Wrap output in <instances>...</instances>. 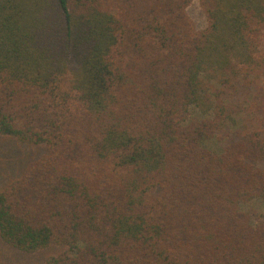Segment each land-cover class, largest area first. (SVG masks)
<instances>
[{
    "label": "trees",
    "instance_id": "16d2710c",
    "mask_svg": "<svg viewBox=\"0 0 264 264\" xmlns=\"http://www.w3.org/2000/svg\"><path fill=\"white\" fill-rule=\"evenodd\" d=\"M194 1L0 0V137L40 151L0 191L14 258L264 264V0Z\"/></svg>",
    "mask_w": 264,
    "mask_h": 264
},
{
    "label": "rangeland",
    "instance_id": "374dc122",
    "mask_svg": "<svg viewBox=\"0 0 264 264\" xmlns=\"http://www.w3.org/2000/svg\"><path fill=\"white\" fill-rule=\"evenodd\" d=\"M187 12L189 17L196 23L197 28L202 29L206 25V16L200 0H195ZM260 85L264 89V79L260 82ZM225 136L224 133L214 141L207 143L206 148L212 151H220L227 144ZM38 153L40 151L37 148L21 145L11 138L0 137V191L11 181L19 178L34 160L24 166L27 161H30L31 157ZM242 208L246 213L257 212L264 215V199L244 204ZM43 253L18 255L19 257L16 259L13 257L12 252L0 243V264H44L45 257L42 255Z\"/></svg>",
    "mask_w": 264,
    "mask_h": 264
}]
</instances>
